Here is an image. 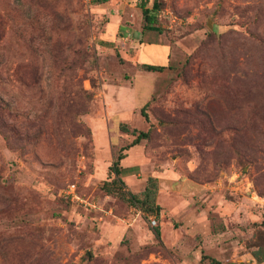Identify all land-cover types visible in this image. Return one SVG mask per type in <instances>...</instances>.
Instances as JSON below:
<instances>
[{
  "label": "rangeland",
  "instance_id": "rangeland-1",
  "mask_svg": "<svg viewBox=\"0 0 264 264\" xmlns=\"http://www.w3.org/2000/svg\"><path fill=\"white\" fill-rule=\"evenodd\" d=\"M148 1L0 0V264L264 257V0Z\"/></svg>",
  "mask_w": 264,
  "mask_h": 264
},
{
  "label": "trees",
  "instance_id": "trees-1",
  "mask_svg": "<svg viewBox=\"0 0 264 264\" xmlns=\"http://www.w3.org/2000/svg\"><path fill=\"white\" fill-rule=\"evenodd\" d=\"M104 1V0H103ZM157 10V2L156 0H152V5L150 8H148V14L143 13V20H144V25H143V30H148V31H157L154 26H153V16H152V12ZM143 68L146 71H150V72H158L160 70H162L164 68V66H153V65H147V64H143ZM140 139V137L138 136L135 140L134 143H136L138 140ZM114 174L117 175V169H114ZM152 190L148 189L146 187V189L144 190L143 193V200L141 201L142 203L145 201H148L149 199L152 198ZM133 197V196H132ZM256 255V254H255ZM254 254L252 255V257L254 259H256V261L258 262H262L264 261V257H257ZM256 257V258H255ZM259 259V260H258Z\"/></svg>",
  "mask_w": 264,
  "mask_h": 264
},
{
  "label": "built area",
  "instance_id": "built-area-1",
  "mask_svg": "<svg viewBox=\"0 0 264 264\" xmlns=\"http://www.w3.org/2000/svg\"><path fill=\"white\" fill-rule=\"evenodd\" d=\"M66 196L69 197L70 200H74L77 201L79 203H83L85 206H91L90 203H87L86 201L81 200L75 193V189H74V185L70 184L67 186V190H66ZM154 223V222H152Z\"/></svg>",
  "mask_w": 264,
  "mask_h": 264
},
{
  "label": "crops",
  "instance_id": "crops-1",
  "mask_svg": "<svg viewBox=\"0 0 264 264\" xmlns=\"http://www.w3.org/2000/svg\"><path fill=\"white\" fill-rule=\"evenodd\" d=\"M124 3H126V1L127 0H122ZM149 3H152V0H149L148 1ZM148 44H151V43H148ZM144 46V45H143ZM141 49L142 50H140V51H142L141 53L143 54L144 53V55L142 56V58L144 57V61L142 62L143 64H147V65H153V66H161V65H156V64H152V63H149V62H152V61H150V59H149V54H150V52H151V50H149L148 49V52H146L145 50H144V48L143 47H141ZM147 56H148V61H147ZM167 55H166V57H165V63H166V61H167ZM142 64V65H143ZM256 264H264V261H262V262H258V263H256Z\"/></svg>",
  "mask_w": 264,
  "mask_h": 264
}]
</instances>
